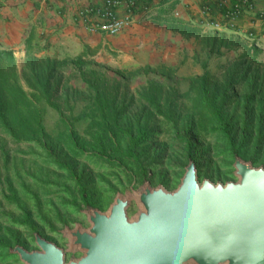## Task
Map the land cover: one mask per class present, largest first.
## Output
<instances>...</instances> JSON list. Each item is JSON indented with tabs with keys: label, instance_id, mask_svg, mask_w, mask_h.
Instances as JSON below:
<instances>
[{
	"label": "rangeland",
	"instance_id": "obj_1",
	"mask_svg": "<svg viewBox=\"0 0 264 264\" xmlns=\"http://www.w3.org/2000/svg\"><path fill=\"white\" fill-rule=\"evenodd\" d=\"M211 39L215 42H212L210 47L202 45V50L197 43L188 42L187 39L183 42L180 40L176 47L178 51L172 55L168 54L165 62L150 50L141 52L133 62H123L118 55L112 53L101 54L97 59L85 58L83 61L84 68L81 74L89 79L94 73L99 78L105 77L106 91L110 98L115 99L118 106L125 107L121 119L133 128L147 126L153 131L143 147L149 155L144 163L146 179L152 186L161 184L167 190L176 188L188 162L185 138L195 144L192 154L200 180L207 178L212 182H225L233 179V158L226 141L216 135L204 134L190 128L198 116L192 103L197 91L192 90L190 82L199 78L206 68L211 86L224 90L233 75L231 86L235 87L240 101L239 109L235 110L237 102L230 94L227 97L229 102L225 106V114L231 120L241 121L245 116L243 97L248 91L247 83L252 78L241 83L244 68L239 70L237 66L241 63L243 47L248 49L257 42H252L253 38L248 33L246 35L229 33L222 40L213 38L212 35ZM257 44L260 53L254 64L257 70L255 76L258 78L254 93L258 95V91L264 89V48ZM37 58L35 60L28 58L24 62L15 59L11 66L4 67V70L11 67L14 69L18 84L29 98L35 92L32 87L35 86L33 76L39 71H47L45 61L59 65L65 60L76 59L63 56L45 60ZM57 73L59 82L51 81L50 84L53 92L51 102L54 106L45 105L42 109L44 127L48 131L58 120L64 119L66 123L75 125V137L81 140L86 136L85 130L89 123V118L83 113L92 102L93 93L82 84L80 71L70 62ZM150 89L152 93H157V101L162 107H170L172 121L157 117L148 107L145 96ZM256 101L249 105L247 115L252 119L253 126L257 127L264 118V113L261 116L259 110L264 112V101L259 106ZM35 104L40 107L38 102L35 101ZM55 145L56 142L43 136L32 141H14L0 133V147L4 151L2 153L0 150V237L12 233L18 241L15 245L23 246L27 250L35 249L34 233L40 234L59 247H64L67 241L62 238L60 231L65 225L69 228H72L74 223L87 225L85 217L79 212L84 207L78 208V205L72 204L74 193L71 182L63 176L64 174H61V179H52L50 176L51 164L46 152L51 149L56 153ZM59 148L65 150L61 144ZM254 149L253 145L246 148L250 155L255 153ZM258 154L259 157H263L264 148ZM86 165L95 173L98 171L99 166L93 163ZM99 171L100 174L94 175L92 189L97 202L96 208L101 211L107 209L117 191L121 192L131 183H140L135 179L127 181L121 169L100 168ZM111 185H114L116 190H111ZM8 187L15 192L17 203H10L4 199ZM25 213L29 215L28 220L24 216ZM15 245L12 244L11 247ZM0 264L20 262L16 257L5 258V252L0 248Z\"/></svg>",
	"mask_w": 264,
	"mask_h": 264
},
{
	"label": "water",
	"instance_id": "obj_2",
	"mask_svg": "<svg viewBox=\"0 0 264 264\" xmlns=\"http://www.w3.org/2000/svg\"><path fill=\"white\" fill-rule=\"evenodd\" d=\"M232 180H202L188 159L173 190L139 184L105 211L84 207L86 226L60 231L64 247L33 234L15 245L20 264H264V165L233 155Z\"/></svg>",
	"mask_w": 264,
	"mask_h": 264
},
{
	"label": "trees",
	"instance_id": "obj_3",
	"mask_svg": "<svg viewBox=\"0 0 264 264\" xmlns=\"http://www.w3.org/2000/svg\"><path fill=\"white\" fill-rule=\"evenodd\" d=\"M258 20H264V10L262 14L257 15ZM260 50L251 46L244 49L241 63L237 66L239 70L244 68L240 82L243 83L248 78H252L247 83L248 91L243 97V119H230L225 114V106L228 104L227 97L232 94L237 102L235 110L239 109L240 101L236 91L231 84L234 80L232 75L229 82L222 90L211 86L210 75L204 69L199 78L191 80L192 90H196L193 106L197 120H194L190 128L196 129L201 133L216 135L226 141L231 156L236 154L244 159L253 161L254 164L264 165V156L259 157L258 152L264 148V118L260 120L257 127L253 126L252 119L248 117L249 105L257 100L259 106L264 101V89L254 93L255 84L258 78L255 76L257 70L254 64ZM30 60H33L30 58ZM15 59L11 51L0 50V133L14 141H32L36 137L43 136L53 142H56V153L52 150L46 152L48 161L51 164L50 176L52 179H61V174L66 177L73 186L74 199L72 204L80 207H96L97 202L93 194V178L95 174H100V168L121 169L127 181L134 179L141 181L147 178L145 159L149 158L147 152L143 150L145 143L153 134L147 126H136L135 128L126 124L122 118L125 112L124 106H118L115 99H111L106 91L107 84L105 77L99 78L94 73L92 78H86L81 74L84 68V62L78 58L75 60H65L59 65L48 60L46 63V72L39 71L33 74L35 90L31 97L24 92L18 84L14 69L4 70V67L11 66ZM70 62L80 71L81 82L89 91L93 93L92 102L86 107L83 113L89 118V123L85 130L86 136L81 140L76 138L74 131L75 125L68 124L63 119L56 122L50 130H46L43 124L44 106H54L51 102L53 92L51 90V81L57 80V71ZM29 66V65H28ZM35 72V71H33ZM148 107L157 117L166 118L172 121L170 107H162L157 101V93L148 91L145 96ZM35 101L40 107L36 106ZM259 109V108H258ZM260 115L263 116V111ZM251 111V109H250ZM195 115V114H194ZM74 125V126H73ZM185 138V137H183ZM187 158L195 163L192 150L195 146L193 142L187 141ZM61 144L65 150L59 148ZM254 146L255 153L248 154L246 148ZM2 153L3 148L0 147ZM86 163H93L99 166L95 173L89 169ZM55 177V178H53ZM1 184V178H0ZM111 190H116L111 185ZM7 202L17 203L18 199L11 187L7 188L4 196ZM26 220L29 215L25 213ZM12 233L0 237L1 251L5 252V258L10 259L12 255L8 254V249L12 244L18 243Z\"/></svg>",
	"mask_w": 264,
	"mask_h": 264
},
{
	"label": "crops",
	"instance_id": "obj_4",
	"mask_svg": "<svg viewBox=\"0 0 264 264\" xmlns=\"http://www.w3.org/2000/svg\"><path fill=\"white\" fill-rule=\"evenodd\" d=\"M105 1L0 0V50L11 51L14 59L21 62L56 56L84 61L106 53L118 55L123 62H133L141 52L150 50L165 62L168 54L178 51L180 40L197 43L202 50V45L210 47L215 42L212 35L222 40L229 33H248L252 42L264 48V20L257 18L264 10V0H254V12L241 16L233 31L223 28L224 18L239 0H146L116 36L89 33L83 13L101 8ZM116 15L125 17L123 4ZM214 23L221 28L214 29Z\"/></svg>",
	"mask_w": 264,
	"mask_h": 264
},
{
	"label": "built area",
	"instance_id": "obj_5",
	"mask_svg": "<svg viewBox=\"0 0 264 264\" xmlns=\"http://www.w3.org/2000/svg\"><path fill=\"white\" fill-rule=\"evenodd\" d=\"M146 0H106L101 8L87 10L83 14L87 18L89 33H101L108 36H116L132 21V15L135 13L142 2ZM125 6V17L119 18L116 10ZM254 0H239L233 4L225 14L226 25L223 28L233 29L236 21L246 13H253L255 8ZM262 14V13H260ZM97 19V21H95ZM214 29H220L219 24H211Z\"/></svg>",
	"mask_w": 264,
	"mask_h": 264
}]
</instances>
